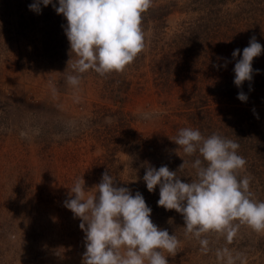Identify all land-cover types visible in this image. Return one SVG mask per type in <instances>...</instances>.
Returning a JSON list of instances; mask_svg holds the SVG:
<instances>
[{
    "label": "rangeland",
    "instance_id": "1",
    "mask_svg": "<svg viewBox=\"0 0 264 264\" xmlns=\"http://www.w3.org/2000/svg\"><path fill=\"white\" fill-rule=\"evenodd\" d=\"M31 3L0 0V264H82L84 233L64 202L79 177L91 190L106 171L178 238L168 264H222L216 251L225 247L236 264H264V232L241 225L231 243L209 233L205 253L180 214L157 206L159 188L149 193L143 182L147 165L176 171L182 160V182L196 179L198 154L175 152L173 142L192 128L239 145L238 179L250 176L252 198L264 202V0H152L134 61L120 73L89 70L77 87L67 81L76 57L57 0L39 13ZM252 37L259 72L237 88L232 53Z\"/></svg>",
    "mask_w": 264,
    "mask_h": 264
},
{
    "label": "clouds",
    "instance_id": "2",
    "mask_svg": "<svg viewBox=\"0 0 264 264\" xmlns=\"http://www.w3.org/2000/svg\"><path fill=\"white\" fill-rule=\"evenodd\" d=\"M52 3L53 0H33L29 10L39 13L41 4L47 7ZM57 3L53 8L66 20L64 32L76 57L72 63L75 74L67 77L71 86L77 87L82 74L89 70L101 76L123 72L144 49L142 14L151 7L152 0ZM261 52L255 37L242 54L240 49L233 51V59L240 56L233 69L237 88L258 74L252 64ZM237 99L246 102L248 96L240 91ZM173 142L178 146L175 152L182 150L187 157L198 154L191 164L196 179L182 182L177 174L185 167L182 160L176 171L166 165L158 169L147 165L143 182L149 193L159 188L158 207L182 216L186 237L199 240L202 251L207 253L209 241L202 237L209 233L231 243L241 225L264 232V202L252 198L250 176L238 179L246 160L237 154L239 145L235 141L217 134L205 138L199 130L182 128ZM84 185L81 176L64 202V207L79 219L84 233L82 264H168L167 258L176 255L180 241L153 223L152 210L141 193L133 195L129 188L118 186L108 171L91 190ZM216 257L222 264H236L237 258L227 247L217 249Z\"/></svg>",
    "mask_w": 264,
    "mask_h": 264
}]
</instances>
